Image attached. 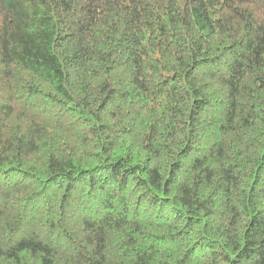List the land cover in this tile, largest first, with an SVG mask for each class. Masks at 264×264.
I'll return each mask as SVG.
<instances>
[{"label":"trees","instance_id":"obj_1","mask_svg":"<svg viewBox=\"0 0 264 264\" xmlns=\"http://www.w3.org/2000/svg\"><path fill=\"white\" fill-rule=\"evenodd\" d=\"M0 264H264V0H0Z\"/></svg>","mask_w":264,"mask_h":264}]
</instances>
